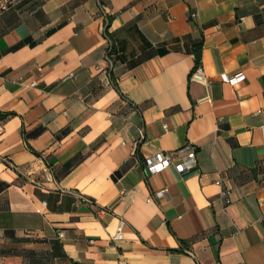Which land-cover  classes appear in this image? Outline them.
<instances>
[{
  "label": "crops",
  "instance_id": "1",
  "mask_svg": "<svg viewBox=\"0 0 264 264\" xmlns=\"http://www.w3.org/2000/svg\"><path fill=\"white\" fill-rule=\"evenodd\" d=\"M2 2L0 264H264V0Z\"/></svg>",
  "mask_w": 264,
  "mask_h": 264
},
{
  "label": "built area",
  "instance_id": "2",
  "mask_svg": "<svg viewBox=\"0 0 264 264\" xmlns=\"http://www.w3.org/2000/svg\"><path fill=\"white\" fill-rule=\"evenodd\" d=\"M15 3H7V2H2L1 3V10L5 11L8 10L11 6H14ZM102 7V11L103 13L106 15V8L104 6ZM196 16V14H192V17L194 18ZM107 39L110 42V46H109V50L106 53V61L109 64L110 68L114 67V61L112 59V54H111V50H112V44H111V38L110 36H106ZM246 76L244 73H238L235 76H228V75H223V80L226 83H229L231 85H236L238 83H241L243 81H245ZM191 81L192 82H198L201 83L207 87L210 86V81L207 78V76L204 73L203 68L199 65L197 66L194 71L191 74ZM113 81L111 79V77L109 75H107V83L105 85V88L111 87L113 86ZM262 111H260L259 113H261ZM263 145H264V137H263ZM197 164V146L192 144V143H188L186 145H184L183 147H181L180 149H178L174 155L169 153V152H158L150 157H147L145 160V165H146V170L147 173L149 175H156V174H160L163 173L164 171H166L168 168H170L171 166H174L176 171L180 174H184L189 172L191 169H193ZM262 181L264 182V174L262 176ZM218 185H220V182L217 183ZM166 189L160 191L157 193V196H162L166 193ZM222 197L224 198V200L226 201L227 204L230 203V199H229V195L230 192L229 191H223L221 193ZM125 227V222L124 221H120V224L117 228V231L115 233V235L113 236V240L114 241H121L124 238L123 235V230ZM60 237H62V234H59ZM192 254V253H191ZM193 255V254H192ZM120 264H127V262L122 261Z\"/></svg>",
  "mask_w": 264,
  "mask_h": 264
},
{
  "label": "trees",
  "instance_id": "3",
  "mask_svg": "<svg viewBox=\"0 0 264 264\" xmlns=\"http://www.w3.org/2000/svg\"><path fill=\"white\" fill-rule=\"evenodd\" d=\"M100 3H101V5H103L104 4V0H100ZM108 29H109V25L106 26V32H105V35L109 37L110 35L108 33ZM114 53H115V51H114V48L112 47L111 54L113 55ZM196 55H197V64L200 65V61H201V46L196 47ZM8 117H9L8 114L0 113V121H4Z\"/></svg>",
  "mask_w": 264,
  "mask_h": 264
}]
</instances>
